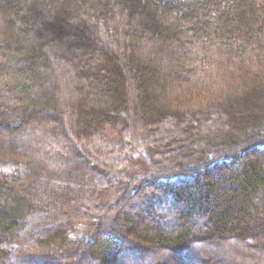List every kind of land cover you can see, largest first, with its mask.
I'll list each match as a JSON object with an SVG mask.
<instances>
[{"label":"trees","instance_id":"16d2710c","mask_svg":"<svg viewBox=\"0 0 264 264\" xmlns=\"http://www.w3.org/2000/svg\"><path fill=\"white\" fill-rule=\"evenodd\" d=\"M215 259L264 264V0H0V264Z\"/></svg>","mask_w":264,"mask_h":264},{"label":"rangeland","instance_id":"374dc122","mask_svg":"<svg viewBox=\"0 0 264 264\" xmlns=\"http://www.w3.org/2000/svg\"><path fill=\"white\" fill-rule=\"evenodd\" d=\"M136 153H137V156H139V157H141V159L140 158H137V156H136V158H137V161L139 162V163H141V164H143L144 165V157L142 156V151L140 150V149H137V151H136ZM221 250L223 249L224 250V252L226 251L227 253H225L226 254V256L227 257H221V258H218V259H220V260H222V259H226V258H230V259H232L234 256H235V254H234V252H228V249H225L224 247H222V248H220ZM236 251V250H235ZM236 252H239V251H236ZM223 254V253H222ZM221 254V255H222ZM215 256H213V258H214ZM218 259H215V263L216 264H222V261H218ZM226 261V260H225ZM208 264V263H207ZM210 264V263H209ZM244 264V263H243Z\"/></svg>","mask_w":264,"mask_h":264}]
</instances>
